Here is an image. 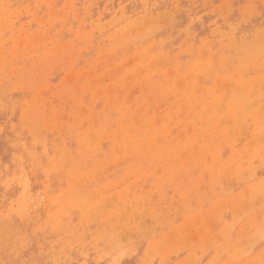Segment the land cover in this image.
<instances>
[{"label": "rangeland", "instance_id": "1", "mask_svg": "<svg viewBox=\"0 0 264 264\" xmlns=\"http://www.w3.org/2000/svg\"><path fill=\"white\" fill-rule=\"evenodd\" d=\"M240 50H264V0H0V69L6 70V76L0 73V264H264V200L250 193L264 189V151L240 160L222 143L220 158H214L226 166L219 177L210 174L214 167L193 166L195 153L181 177V193L179 186L161 189L156 176L137 179L129 170L133 164L148 170L144 158L125 154L105 160L125 135L114 124L121 105H140L134 112L140 123L149 111L155 121L164 116L166 141L181 147L194 120L183 122L200 108V98L187 99L190 84L208 91L201 95L206 102L217 97L222 103L204 117L214 118L220 129L228 127L225 112L237 104L233 115L245 116L235 134L237 151L247 145L252 153L264 145V125L259 141L252 134L264 122V94L251 86L244 92L236 88ZM43 53L53 60L36 82L29 69ZM139 69L157 82L147 87L142 77L133 81ZM164 71L177 89L171 103L160 98ZM260 73L251 67L245 77ZM39 81L51 89L45 100L52 108V113L39 108L36 117H49L41 129L22 124ZM63 82L70 86L56 97L52 90ZM110 83L116 85L109 90ZM89 132L92 148L84 151V174L74 181L82 201L69 202L66 172L81 158L79 135ZM199 142L209 143L202 137ZM62 152L71 160L47 173ZM179 160L184 161L180 155ZM232 165L240 171L234 173ZM57 196L63 200L60 226L51 216ZM83 200L86 211L80 209Z\"/></svg>", "mask_w": 264, "mask_h": 264}, {"label": "bare ground", "instance_id": "2", "mask_svg": "<svg viewBox=\"0 0 264 264\" xmlns=\"http://www.w3.org/2000/svg\"><path fill=\"white\" fill-rule=\"evenodd\" d=\"M177 3V1H176ZM228 8V6L226 7ZM22 11V10H21ZM116 12V11H115ZM119 16V15H118ZM190 17V16H189ZM46 24V23H45ZM125 37V35H124ZM35 40H31V44ZM230 46L235 47V41L233 38H230ZM17 48L15 47L14 51L10 53L11 55L16 53ZM71 50V49H70ZM69 50V51H70ZM72 52V51H71ZM52 54H46L43 53L41 56L33 61V64L31 68L29 69V75L34 76V79L36 82L38 81V77H41L42 73L44 72V68L47 64L51 63L53 59H48ZM237 57L239 58L240 65L236 68V75H235V84L236 88L239 92H244L246 88L249 86L254 89V92L256 94H264V50H260L258 52H245L241 51L237 53ZM54 58V57H52ZM160 58H162L161 54L155 57L154 62H159ZM68 61V59H67ZM214 61V60H213ZM225 60L222 58H219V63L222 64ZM201 65V64H200ZM142 64H140V67ZM203 66V65H202ZM206 66V65H205ZM251 67L255 69H260L261 73L257 74L254 77L246 78L245 74L246 71L249 70ZM200 68V67H199ZM157 69V68H156ZM0 73H2L4 76H6V70L5 68L0 69ZM165 75L166 83L161 84L158 86L160 91V98L162 100H166L169 103H171V97L173 96L172 93H174L177 89L174 85V83H168V79L170 74L168 75L167 71L163 72ZM142 71L139 69L137 71L136 76L133 78V81H137L142 77ZM172 77V76H171ZM246 79H245V78ZM125 77H122L118 81H125ZM141 80L144 81L147 87L151 86L152 84L156 83L157 81H151V77H148L147 75L142 77ZM195 81V78L190 79V83ZM132 81V80H131ZM132 81V82H133ZM129 82V81H128ZM118 83V82H116ZM116 83H110L109 90L112 89L113 86L116 85ZM131 83V82H130ZM40 81L38 84H36V91H34V95L32 96L31 102H29L27 105L28 107L23 110V118H22V124H32L34 123L37 128H42L43 124H46L49 121V117H36V114H41L42 112L39 111V108L41 106H44L45 109L49 110V113H52V108L50 104L45 100V92L50 88L46 87H40ZM70 85L63 82L62 87H56L53 88L52 92L57 97L62 92H64L65 89H67ZM39 87V88H38ZM153 87V86H152ZM191 92H189V95L187 94L188 101L195 102L196 98H200L197 103L199 104L200 108L198 111L191 110L188 112L190 114V117L187 121L183 122L189 123L190 121L194 120V122L189 124L190 130L187 132H184L185 136L181 138V147H178V149H175L173 144H169L166 140L169 137L166 136V128L164 125L165 120L163 119L164 116L160 119H157V121L154 120V112L152 113L149 111L147 114L149 115L146 117V120L143 123H140V119L136 117L134 112L138 109L140 105H135L132 108L125 107V106H118L117 107V118L114 120V124L117 125V130L122 127L125 129V135L120 138V143L113 144L110 149V153L108 154V157L105 160L108 159H119L122 158L125 154L131 157V159H137L139 157L144 158V160L147 161L148 168H154L155 170L150 172L148 169H140L138 165L133 164L131 165V173L134 174V176L137 177L139 180H148L150 176H156L160 179H158L160 184L159 185L161 189H164L169 186H173L174 189L178 186L180 193L182 190H184L185 186L182 182V176L187 172V169L190 166V160L194 157L195 153L198 155L197 163H195L193 166H197L198 168L203 166L206 167V169H211L214 167L213 171L210 172L213 177H219L220 174L218 171H222L226 166H222L221 161H215L214 158H220V155H218V149L220 148L222 143H225L227 147L232 151L233 155L235 157L242 159V157H248L249 161L253 156H256L259 154V152L262 150L264 151V145H260L253 149L252 153H249V147L245 145L242 149L243 152H239L236 150V145L234 144L235 134L237 130L241 129V124L245 119V116H234L233 115V109L237 107V104H233V107H227V112H225V119H228V127L226 129H220L219 126L216 124V121L214 118L208 117L204 119L206 115V110L209 113L214 108V104L217 103V107H221V104L219 99L217 97H214L215 102H206L207 99H201V95L203 93H206L208 95V91L204 88L201 89H195L196 85H191ZM65 88V89H64ZM147 89V88H146ZM90 94H92L94 98V91H91ZM66 101L71 102L72 96L68 93L65 94ZM150 100V99H149ZM104 104L107 103L106 98L103 99ZM173 102V101H172ZM142 107H146L147 101L144 100L143 103H141ZM111 107V106H108ZM107 107L106 110L109 108ZM84 110H86L85 107L80 109V114L84 113ZM194 111V112H193ZM78 112V110L76 111ZM258 114V112H256ZM54 120H58V124L56 125L57 128H61L60 119L57 115V111L54 114ZM252 118V117H251ZM256 121L257 117L254 114L253 117ZM204 119V120H203ZM76 122H78L76 120ZM264 125V122L257 125V128H255L252 132L253 136L257 141L260 139V135L263 132L262 126ZM50 128H53V125H47ZM261 128V130H260ZM115 130V129H114ZM116 130V131H117ZM132 130V132H130ZM92 132L89 133H83L80 134L78 137L79 142V153L80 157L79 159H75L72 166L67 170L66 172V180L68 184L70 185V201L69 202H75L82 201L77 195H76V189L74 187V181L81 175L84 174L83 170L84 167L80 166V161L87 158V154L84 153L85 150H87L88 147L92 148V146L89 143V139L93 138ZM202 137L204 141H209L207 146L200 144L199 138ZM34 140L37 138L33 137ZM259 138V139H257ZM172 141V139H171ZM192 142L194 143V147L192 149H188L187 151L183 152L181 155L178 150L182 149V147H191ZM189 145V146H188ZM120 147V148H119ZM164 147V148H163ZM149 150V151H147ZM179 155L184 159V161L179 160ZM70 155L67 152H62L61 156L59 158V162L56 161L54 158L51 159L49 167L46 169V172L49 173L52 170H57L58 164H61V162H68L70 159ZM104 160V161H105ZM237 162V161H236ZM99 163H102L101 160H99ZM219 166V169H216V167ZM93 168H95L93 166ZM231 168L233 169L234 173H237L240 171V165L235 166L232 165ZM158 173V174H156ZM165 178V179H163ZM229 184V183H228ZM246 189V188H245ZM190 192H193V189L189 190ZM246 191V190H245ZM246 193V192H245ZM251 195L258 193L261 200H264V189L263 188H252L250 191ZM99 196L103 195V193H99ZM252 197V196H251ZM83 198V197H82ZM103 198V197H102ZM101 198V199H102ZM244 198V197H243ZM62 202L61 196H57L54 200V203L58 207V209L51 215L53 223L60 226V218L62 217L59 215L62 212ZM201 202V199L198 197L196 199V203L199 205ZM234 202L235 206L239 205L238 199L236 198ZM87 204L84 202L81 204L80 209L83 211H86ZM220 210V212H219ZM82 211V212H83ZM217 217H215L216 220H219V216H221V207H218L216 210ZM59 215V216H57ZM65 215V213H64ZM63 215V216H64ZM243 227V226H242ZM245 227V226H244ZM264 228V227H263ZM245 230V228H243ZM229 234V232H228ZM256 237V236H255ZM165 246V244H164ZM262 254L263 250L261 251ZM252 259V258H251ZM255 259V258H254ZM252 262V261H250ZM254 262V261H253ZM185 260H180L177 262V264H184ZM237 263V262H236Z\"/></svg>", "mask_w": 264, "mask_h": 264}]
</instances>
